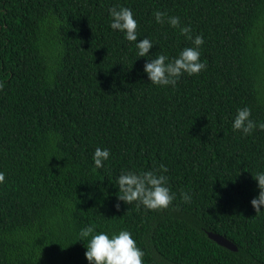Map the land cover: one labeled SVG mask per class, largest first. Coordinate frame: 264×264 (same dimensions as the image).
<instances>
[{
    "label": "trees",
    "instance_id": "trees-1",
    "mask_svg": "<svg viewBox=\"0 0 264 264\" xmlns=\"http://www.w3.org/2000/svg\"><path fill=\"white\" fill-rule=\"evenodd\" d=\"M121 6L152 56L192 46L154 12L178 16L203 37L206 67L148 81L135 42L110 27ZM0 85V264H88V227L128 230L143 264H264V208L250 203L264 171V0H0ZM243 106L248 134L231 126ZM97 146L110 150L100 168ZM160 165L166 208L117 200L121 170Z\"/></svg>",
    "mask_w": 264,
    "mask_h": 264
},
{
    "label": "clouds",
    "instance_id": "clouds-1",
    "mask_svg": "<svg viewBox=\"0 0 264 264\" xmlns=\"http://www.w3.org/2000/svg\"><path fill=\"white\" fill-rule=\"evenodd\" d=\"M110 27L123 33L128 41H134L136 46V58L145 57L143 72L147 74L148 81L156 85H175L182 74H196L206 65L200 59V46L203 37L199 34L193 36L189 26H181L178 16H166L160 10L154 12L157 23H167L172 27H178L186 38L191 40L192 46L180 50L176 57L169 58L166 54L152 56L149 51L154 43L147 36L138 39L137 20L134 18L131 8L121 6L110 8ZM2 86V85H0ZM251 110L247 106L240 107L232 119L233 130H239L241 134H248L254 125ZM110 157L107 147L97 146L92 153V160L97 168L103 167L104 162ZM167 171L164 165H160L159 172L156 169L144 171L121 170L116 177L117 200L129 204L139 201L147 209L166 208L173 200L174 193L167 186V177L163 174ZM253 176V175H252ZM259 188L258 194L250 200L255 212L264 208V171L257 172L253 176ZM5 181V173L0 171V183ZM185 199L188 196L185 194ZM119 203L116 207L119 208ZM91 227L84 229L82 237L91 236L88 239L84 256L88 264H143V250L137 245L132 234L121 229L119 232L99 231L93 234ZM83 240V239H80Z\"/></svg>",
    "mask_w": 264,
    "mask_h": 264
},
{
    "label": "water",
    "instance_id": "water-1",
    "mask_svg": "<svg viewBox=\"0 0 264 264\" xmlns=\"http://www.w3.org/2000/svg\"><path fill=\"white\" fill-rule=\"evenodd\" d=\"M206 234L210 239L214 240L217 244H219L221 246H224V247L231 249V250L237 249L235 244L233 242H231L228 238L223 236L222 234L211 232V231H207Z\"/></svg>",
    "mask_w": 264,
    "mask_h": 264
}]
</instances>
